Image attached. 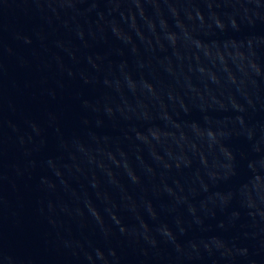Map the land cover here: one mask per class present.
<instances>
[{
	"label": "water",
	"instance_id": "obj_1",
	"mask_svg": "<svg viewBox=\"0 0 264 264\" xmlns=\"http://www.w3.org/2000/svg\"><path fill=\"white\" fill-rule=\"evenodd\" d=\"M0 264H264V0H0Z\"/></svg>",
	"mask_w": 264,
	"mask_h": 264
}]
</instances>
